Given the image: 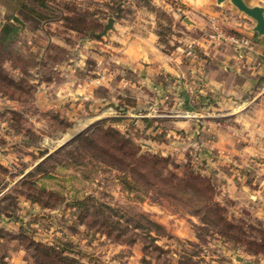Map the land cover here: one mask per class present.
<instances>
[{
    "label": "rangeland",
    "instance_id": "obj_1",
    "mask_svg": "<svg viewBox=\"0 0 264 264\" xmlns=\"http://www.w3.org/2000/svg\"><path fill=\"white\" fill-rule=\"evenodd\" d=\"M210 3L222 7L0 0V67L11 81L0 85V264H264V82L239 96L199 93L201 82L183 77L162 90L153 77L139 79L154 65L149 55L129 50L153 35L162 53L177 51L189 65L183 43L201 35L195 20ZM229 7V17L253 21ZM110 19L113 29L98 37ZM227 25L222 43L236 35ZM109 128L138 158H167L209 178L240 241L204 224L180 196L161 197L155 183L166 171H130L131 153L112 150ZM38 244L60 258L42 256Z\"/></svg>",
    "mask_w": 264,
    "mask_h": 264
},
{
    "label": "crops",
    "instance_id": "obj_2",
    "mask_svg": "<svg viewBox=\"0 0 264 264\" xmlns=\"http://www.w3.org/2000/svg\"><path fill=\"white\" fill-rule=\"evenodd\" d=\"M247 3L252 7L264 8V0H247ZM206 5L207 10L203 13L206 18L200 16L195 20L196 30L201 32V35L183 43V48L191 47L196 54L194 58H190L189 65L180 63L182 57L177 51L171 55L162 53L158 49L156 38L153 35L134 40L135 46H131L129 50L142 56L148 54L154 63L151 67L143 66L140 69L139 74L142 76L139 78L140 81L145 82L148 77H153V86L163 90L166 84L178 86L177 79L183 77L186 81L190 79V85L192 81L201 82L199 93L202 90L216 93L231 92L234 96L242 95L258 83L264 82V38L258 37L253 32L255 23L245 17H234L233 12L231 13L232 17H229V3L222 7H216L212 3ZM221 21L228 24V28L234 31L236 34L234 37L250 40L251 45L244 55L240 46L231 43L229 40L231 37H227L228 40L224 39L222 46L215 45L209 40L210 34L220 31ZM204 33L209 35L203 36ZM127 59L128 57L121 58L124 64H128ZM136 65L139 66L140 63ZM138 68L136 67L137 70ZM167 77L169 79L166 81ZM4 191L0 194L5 193Z\"/></svg>",
    "mask_w": 264,
    "mask_h": 264
},
{
    "label": "trees",
    "instance_id": "obj_3",
    "mask_svg": "<svg viewBox=\"0 0 264 264\" xmlns=\"http://www.w3.org/2000/svg\"><path fill=\"white\" fill-rule=\"evenodd\" d=\"M25 20L29 22L30 17H26ZM36 22H38V20ZM10 82L11 81H9L4 74L2 67H0V85H6ZM107 122L108 120H103L97 126L99 127ZM105 135L116 137L117 139L112 146V150L122 152V154L123 152L126 153L125 150L131 153L129 158L131 159L132 164H126L128 165V168L130 166V171L135 170L132 168L139 166L143 169L145 176H147L148 169L151 167H156L162 172H167L169 175L167 181L163 178L161 173L159 174L160 183H155L156 188H158L157 193L161 197L165 198L168 202H170V200L177 202V197L180 196V199H182L180 200L181 202L185 199L189 203L185 204L187 208H195V210H192L193 214L202 216L204 224H208L212 227H218V233L226 236L228 239H231L236 243L240 241V237L243 235V232L240 228L227 221L224 208L215 200L216 190L209 178L202 176L200 173H197L188 167L182 169L179 166H173L167 158L154 155H145L138 158L137 154L139 149L136 145L133 144L132 141L126 139L118 130L114 128L106 130ZM107 154H109V156L111 155L108 151ZM132 165L134 167H132ZM41 167H43L42 164L38 165L37 169L39 170ZM169 167H172L174 172L168 171ZM182 170L185 172L184 177L179 176ZM29 175V177H31L33 174L30 173ZM142 176L145 177L144 175ZM188 196L190 197L188 198ZM146 222L156 226V224L152 223V221ZM156 227L158 228V225ZM143 228L147 229V227L144 226ZM37 247L42 256L57 259L60 258L58 256L61 253L57 252L56 249L40 244H38Z\"/></svg>",
    "mask_w": 264,
    "mask_h": 264
},
{
    "label": "water",
    "instance_id": "obj_4",
    "mask_svg": "<svg viewBox=\"0 0 264 264\" xmlns=\"http://www.w3.org/2000/svg\"><path fill=\"white\" fill-rule=\"evenodd\" d=\"M216 1L217 6H223L226 3L233 5L239 12L245 14L249 18H251L255 26L253 28V32L258 35L260 38H264V8L260 6L252 7L247 3V0H214ZM14 21L25 26V23L21 21L19 18L15 17ZM188 24H193L189 19H185ZM115 20L110 19L108 24L105 26L104 31L101 34H98V37L105 36L108 31L112 30L114 27Z\"/></svg>",
    "mask_w": 264,
    "mask_h": 264
},
{
    "label": "built area",
    "instance_id": "obj_5",
    "mask_svg": "<svg viewBox=\"0 0 264 264\" xmlns=\"http://www.w3.org/2000/svg\"><path fill=\"white\" fill-rule=\"evenodd\" d=\"M212 43L215 45H221L222 44V38H221V33L217 32L216 34H213L210 36ZM228 40V39H227ZM231 43L235 46H240L243 49V55L249 50V47L251 45V42L249 39H242V38H236V37H231L229 39ZM186 56L189 58H194L196 56L195 51L193 48L188 47L185 48L184 50ZM240 55V56H243Z\"/></svg>",
    "mask_w": 264,
    "mask_h": 264
}]
</instances>
